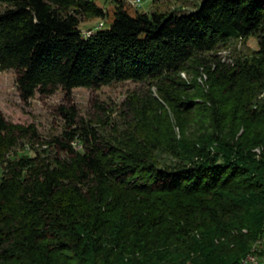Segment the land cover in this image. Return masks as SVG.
Masks as SVG:
<instances>
[{
  "label": "trees",
  "instance_id": "obj_1",
  "mask_svg": "<svg viewBox=\"0 0 264 264\" xmlns=\"http://www.w3.org/2000/svg\"><path fill=\"white\" fill-rule=\"evenodd\" d=\"M114 1L110 16L94 0H0V71L16 72L23 100L146 82L179 121L212 132L163 166L78 126L63 105V134L20 155L41 137L0 111V264H241L264 233V0H203L181 15ZM82 15L112 21L85 36ZM254 34L252 59L200 57ZM191 89L202 100H182Z\"/></svg>",
  "mask_w": 264,
  "mask_h": 264
},
{
  "label": "rangeland",
  "instance_id": "obj_2",
  "mask_svg": "<svg viewBox=\"0 0 264 264\" xmlns=\"http://www.w3.org/2000/svg\"><path fill=\"white\" fill-rule=\"evenodd\" d=\"M94 1L107 9L112 16L116 5L114 0ZM202 1L126 0V6L133 14L136 11L159 10L176 11L181 15L197 10ZM80 19L85 36H90L102 27H109L112 21V17L105 19L85 15ZM258 50L259 39L254 34L205 52L200 57L211 64L214 59L232 63L238 57L252 59ZM203 69L201 66L197 81L204 91H207L208 86L205 83L207 76ZM182 76L189 84H193L192 72H184ZM16 78L14 70L0 71V111L13 123L34 125L42 140V143L34 145L24 140L17 147L20 155L36 156L38 152H43L47 148L49 141L63 134L67 128V122L59 112L63 105L75 106L78 126L89 123L106 141L127 152L153 157L157 164L163 166L178 164L179 154H186L185 150L189 143L212 132L206 121L197 122L190 115H182L179 121L172 106L165 102L161 105L156 103L153 98L158 95L156 86L146 82L125 80L98 88L77 87L72 91L70 102H67L66 94L61 88L50 95L36 93L32 98L23 100L17 88ZM193 98L196 101L202 100L194 89L181 96L182 100ZM74 145L81 149L82 144L78 140ZM256 151L260 152V149L256 148Z\"/></svg>",
  "mask_w": 264,
  "mask_h": 264
},
{
  "label": "built area",
  "instance_id": "obj_3",
  "mask_svg": "<svg viewBox=\"0 0 264 264\" xmlns=\"http://www.w3.org/2000/svg\"><path fill=\"white\" fill-rule=\"evenodd\" d=\"M262 237L258 242V247L254 248L255 256L246 258L245 263L242 264H264V244H262Z\"/></svg>",
  "mask_w": 264,
  "mask_h": 264
},
{
  "label": "bare ground",
  "instance_id": "obj_4",
  "mask_svg": "<svg viewBox=\"0 0 264 264\" xmlns=\"http://www.w3.org/2000/svg\"><path fill=\"white\" fill-rule=\"evenodd\" d=\"M260 239L261 238H259V240ZM259 240L254 244L253 249L249 252V254H247L246 257L243 258L241 264L242 263H245L246 258L255 256V249L254 248H257L258 247ZM262 244H264V236L262 237Z\"/></svg>",
  "mask_w": 264,
  "mask_h": 264
}]
</instances>
